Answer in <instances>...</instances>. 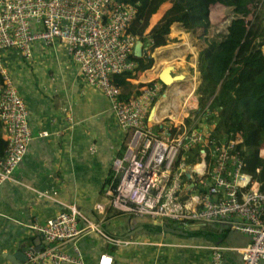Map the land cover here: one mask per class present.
Wrapping results in <instances>:
<instances>
[{
    "label": "built area",
    "instance_id": "1",
    "mask_svg": "<svg viewBox=\"0 0 264 264\" xmlns=\"http://www.w3.org/2000/svg\"><path fill=\"white\" fill-rule=\"evenodd\" d=\"M136 13V5L124 0H0V120L6 140L0 185L14 179V170L33 138L27 103L10 77L4 55L19 51L22 58L31 60L37 42L61 44L84 81L109 98L118 125L128 137L124 153L111 167L110 205L121 213L161 223L172 221L180 228L192 223L227 224L249 237L245 246L231 248L241 254L242 264H262L264 190L245 170L247 164L237 149L243 141L241 133L226 141L212 137L215 124L205 112L189 115L196 121L193 124L156 118L163 89L158 81H148L137 95L119 101L121 90L114 76L140 66L135 47L141 39L127 31ZM151 44L142 41L146 60L153 57ZM39 135L50 133L39 131ZM192 153L195 157L190 161ZM61 207L54 217L33 226L45 246L28 249L26 264H85L78 246L70 254L60 251L56 243L76 241L94 231L107 237L110 245L132 244L127 238L107 235L75 204L62 202ZM210 248L214 262L221 264L229 247L215 243ZM98 264H114L113 256L103 252Z\"/></svg>",
    "mask_w": 264,
    "mask_h": 264
},
{
    "label": "crops",
    "instance_id": "2",
    "mask_svg": "<svg viewBox=\"0 0 264 264\" xmlns=\"http://www.w3.org/2000/svg\"><path fill=\"white\" fill-rule=\"evenodd\" d=\"M164 8L152 16L151 30L166 16L167 7ZM173 25L180 29L179 35L170 32L168 38L172 41L167 39L169 44L161 47L176 44L173 41L185 34L180 22ZM176 50L180 58L186 59L188 49L179 46ZM33 52L31 60L13 51L4 55L10 77L27 103L33 138L14 170V179L0 185V264H26L28 249H43L42 236L33 226L54 217L62 209V202L75 204L85 218L98 223L107 235L132 241L127 246L110 245L107 237L94 231L76 241L56 243L60 251L70 254L78 246L85 264H98L103 252L113 256L114 264H216L210 248L215 243L229 247L221 264H242L241 254L231 248L245 246L249 237L231 230L227 224L192 223L180 228L172 221L161 223L150 217L121 213L110 205L109 191L114 179L111 167L114 159L124 153L128 137L118 125L109 98L84 81L64 45L46 46L37 42ZM171 53L164 52L161 57L178 58ZM176 66L181 67L174 63L173 70ZM142 76L140 79L146 83L152 80L163 84L160 97L165 103L168 99L177 101L175 85L181 81L169 85L172 89L169 92L164 90L166 85L158 74L147 80ZM192 95L193 98L187 93L181 96L186 112L180 115V121L187 124L196 122L188 117L190 111L199 110L196 88ZM170 109L166 118L174 120ZM45 130L50 135L40 136L39 131ZM2 137L5 140L3 131ZM229 138L224 136L221 140ZM192 157L194 160L195 153ZM85 223V219H80L81 227ZM166 224L177 231L170 232L164 227ZM19 251H23L26 259L16 257Z\"/></svg>",
    "mask_w": 264,
    "mask_h": 264
},
{
    "label": "trees",
    "instance_id": "3",
    "mask_svg": "<svg viewBox=\"0 0 264 264\" xmlns=\"http://www.w3.org/2000/svg\"><path fill=\"white\" fill-rule=\"evenodd\" d=\"M124 1L137 7L136 16L127 31L145 43L150 40L152 50L164 48L161 46L168 43L170 27L175 22L182 23L200 40L198 68L201 82L196 90L199 101L197 116L203 112L209 114L208 120L215 124L212 137L217 139L224 136L233 138L232 134L241 133L243 141L237 149L247 164L245 170L261 183L264 190V24L258 19L257 11L253 13L249 7L254 0ZM168 1H173L177 13L147 33L152 16ZM217 4L230 9L232 17L224 32L209 35L211 8ZM252 14L254 18L251 19ZM137 59L140 63L137 71L114 76V82L121 90L119 101H128L139 93V88L132 85L130 79L152 67L153 59ZM5 148L0 122V157ZM189 160L193 161V157L190 156ZM165 226L170 232L177 231L171 224Z\"/></svg>",
    "mask_w": 264,
    "mask_h": 264
},
{
    "label": "rangeland",
    "instance_id": "4",
    "mask_svg": "<svg viewBox=\"0 0 264 264\" xmlns=\"http://www.w3.org/2000/svg\"><path fill=\"white\" fill-rule=\"evenodd\" d=\"M255 1V2H254ZM253 2H251V4L249 5V7H251L252 8V11H253V13H255V11H257V14L259 15V17H258V19L260 20V21H262L263 22V24H264V0H254ZM253 3V4H252ZM167 6H162L161 8H160V10L162 9V8H166L167 10H166V16L164 17V19H163V21H161V23H160V25H162L165 21H166V19L168 18V17H170L171 15H173L174 13H177L176 12V10H174V5H173V1H168L167 3ZM254 6L256 7V10H254L253 8H254ZM164 8V9H165ZM159 10V11H160ZM257 15V16H258ZM210 17H211V27H210V34L209 35H217V34H220V33H222V32H224L225 31V29H226V27H227V25H228V23H229V21H230V19H231V17H232V13L230 12V9H228L227 7H225V6H223V5H219V4H217V5H215V6H213L212 8H211V14H210ZM251 19L252 18H254L253 17V14L251 15V17H250ZM176 23V22H175ZM151 24V23H150ZM174 24V23H173ZM172 24V25H173ZM182 24V23H181ZM159 25V26H160ZM151 26V25H150ZM150 26H149V28H148V30H147V33H150V31H151V29H150ZM176 26L177 25H173L172 27H171V32H172V35H179V33H180V31L179 32H177L176 31ZM180 26H183V25H180ZM157 28V27H156ZM179 29V28H178ZM183 31H184V33L185 34H187V38L188 39H186V40H188V42L191 44V47H192V49H188L189 51H188V55H187V57H186V59H184V60H182V59H176L174 62H171V63H169V62H166L165 60H166V57L165 58H163V57H161V55L164 53V52H168V51H174V48L173 47H175L176 46V44H181L180 45V47H182V48H185L186 49V45L184 44L183 45V42L185 41V39L184 38H182V36L184 35L183 33L180 35L181 36V39H178V38H176L173 42L174 43H176V44H171V45H169V46H167V47H164L163 49H160V50H157L156 51V61L154 60V62H153V64H152V67L151 68H149V70H147V71H141V72H138L137 73V75H135V77H133V78H131L130 80H131V83H132V85H134L135 87H138V88H141L142 87V85L141 84H143V85H145V81H143L142 79H140V77L142 76V74H143V72H144V74H143V76H142V78L144 79V80H147V79H149V77H154L155 75H157L158 73H157V66L160 64V63H162V65L160 66V68L159 69H161V71H162V69H164V68H167L168 66H170V64H174L175 63V65H181V67L180 66H176V70H174V74L175 75H181L182 76V79H178L179 81H181V82H179V83H177L175 86L177 87L176 89H178V90H185V88L188 86V85H190L191 83H194V84H196L195 85V88H196V90H197V88H198V86H199V84H200V82H201V75H200V69L198 68V55H199V46L202 44L201 42H200V40L199 39H196L195 37H194V35L192 34V32H190V31H187V29H185L184 28V26L181 28ZM168 40L169 41H172V39H170V38H168ZM172 42V43H173ZM169 44V43H168ZM167 44V45H168ZM159 48V47H158ZM173 48V49H172ZM157 49V48H156ZM170 49V50H169ZM263 49H264V46H263ZM172 51V52H173ZM13 53L15 54V55H17V56H22L21 55V53H19V51H13ZM169 53H171V52H169ZM154 55V51H153V57L155 56ZM197 56V57H196ZM160 71V72H161ZM159 75V74H158ZM186 76V77H185ZM139 79V80H138ZM176 82H178V81H176ZM180 89H179V88ZM96 88V90H98V91H100L97 87H95ZM169 90V92L172 90L171 88H169V85H166V88H164V90ZM163 90V91H164ZM101 92V91H100ZM197 95V94H196ZM162 101V102H161ZM158 102V103H157ZM157 105L159 104L161 107H165L166 106V104H169L171 107L170 108H172V109H170V110H173V108H174V103H172V100H169L168 99V103H165L164 101H163V99H162V97H160L158 100H157ZM161 102V103H160ZM171 103V104H170ZM183 105V102H181L180 104H178V112L180 111H182L181 113L183 114V113H185L186 111H185V107L184 106H182ZM175 109H176V107H175ZM183 111H185V112H183ZM160 113V112H159ZM197 112L195 111V110H191L190 111V116H195V114H196ZM167 117V114L164 116V119ZM167 121H168V119H167Z\"/></svg>",
    "mask_w": 264,
    "mask_h": 264
},
{
    "label": "bare ground",
    "instance_id": "5",
    "mask_svg": "<svg viewBox=\"0 0 264 264\" xmlns=\"http://www.w3.org/2000/svg\"><path fill=\"white\" fill-rule=\"evenodd\" d=\"M176 31L177 32H179L180 31V29H178V27L176 26ZM182 38H184L185 39V41L183 42V45L185 44L186 45V49L188 48V49H192V47H191V44L188 42V40H186V39H188L187 38V34H184L183 36H182ZM181 44H176V46L175 47H173L174 48V51L171 53V55L173 54V55H179V53H178V50H176L177 49V47H179ZM172 48V49H173ZM170 50V49H169ZM169 52H171V51H169ZM183 55V54H182ZM181 55V56H182ZM197 57V56H196ZM176 59H182V60H184L185 58L184 57H179L178 56V58L177 57H172V56H170V57H168V58H166V62H169V63H171V62H174ZM162 65V63H160L158 66H157V73L158 74H160V66ZM172 66V64H170V66H168L167 68H169V67H171ZM160 70V71H159ZM159 76V75H158ZM186 77V76H185ZM195 85L196 84H194V83H191L190 84V87L189 88H187V89H185V90H178V89H176L177 87H175V91H176V96H177V101H172V103H174V108H173V113H172V118H174V119H176V120H178V121H180V115L182 114L180 111L178 112L177 110V108H178V104H180L181 103V101L183 102V100L181 99V96L182 95H184L185 93H187L188 94V97L189 98H193V95H192V90L195 88ZM179 88V87H178ZM180 89V88H179ZM166 97V96H165ZM169 97V96H168ZM163 101L164 102H166V100H164L163 99ZM162 102V101H161ZM184 103V102H183ZM171 104V103H170ZM171 106L169 105V104H167L165 107H161L159 104L156 106V108H155V111H154V116L156 117V118H158V119H162L163 118V116L164 115H166L167 113H168V110H169V108H170ZM175 107H176V109H175ZM160 109H162V111H160V114H159V112H157V110H160ZM184 112V111H183Z\"/></svg>",
    "mask_w": 264,
    "mask_h": 264
},
{
    "label": "water",
    "instance_id": "6",
    "mask_svg": "<svg viewBox=\"0 0 264 264\" xmlns=\"http://www.w3.org/2000/svg\"><path fill=\"white\" fill-rule=\"evenodd\" d=\"M135 54L137 57H141L142 55V41H138L135 47ZM173 65L169 68H164L159 74V79L166 85H171L175 81H179L178 79H182L181 75H175L173 72ZM194 184L191 183V186ZM16 257L20 260L23 258L26 259V255L23 253V251H19V253L16 254ZM23 257V258H22Z\"/></svg>",
    "mask_w": 264,
    "mask_h": 264
},
{
    "label": "clouds",
    "instance_id": "7",
    "mask_svg": "<svg viewBox=\"0 0 264 264\" xmlns=\"http://www.w3.org/2000/svg\"><path fill=\"white\" fill-rule=\"evenodd\" d=\"M172 26V25H171ZM171 28V27H170ZM140 41H142V40H140ZM154 52H155V50H153ZM155 57V56H154ZM154 57H152L151 59H153V62H154ZM138 58H142V55H141V57H138ZM150 59V60H151ZM144 71H146V70H144ZM141 72V71H140ZM176 82V81H175ZM166 85V84H165ZM30 113V112H29ZM29 121H30V115H29ZM0 122H1V120H0ZM1 128H2V123H1ZM2 131H3V128H2ZM6 141V140H5Z\"/></svg>",
    "mask_w": 264,
    "mask_h": 264
}]
</instances>
